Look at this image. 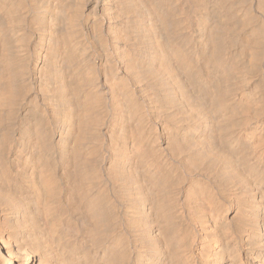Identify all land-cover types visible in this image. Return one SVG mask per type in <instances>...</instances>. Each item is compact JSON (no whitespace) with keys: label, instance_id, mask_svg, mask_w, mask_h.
<instances>
[{"label":"bare ground","instance_id":"bare-ground-1","mask_svg":"<svg viewBox=\"0 0 264 264\" xmlns=\"http://www.w3.org/2000/svg\"><path fill=\"white\" fill-rule=\"evenodd\" d=\"M0 264H264V0H0Z\"/></svg>","mask_w":264,"mask_h":264}]
</instances>
